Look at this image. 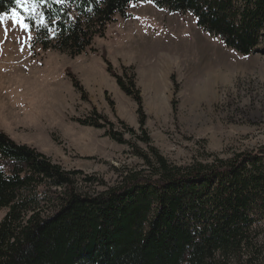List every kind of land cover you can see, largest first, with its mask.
<instances>
[{
	"label": "trees",
	"instance_id": "trees-1",
	"mask_svg": "<svg viewBox=\"0 0 264 264\" xmlns=\"http://www.w3.org/2000/svg\"><path fill=\"white\" fill-rule=\"evenodd\" d=\"M151 2L161 10L192 15L198 26L243 56L264 53V0H24L38 7L28 15L16 0H0V14L22 15L34 46L76 58L105 37L118 17ZM107 71L138 106L140 132L93 110L73 120L105 131L144 161L138 170L114 167L107 184L83 170H67L37 148L21 145L0 129V264H264V147L186 166L171 163L145 129L147 115L135 81L125 69ZM67 75L83 99L77 77ZM129 80V85L125 82Z\"/></svg>",
	"mask_w": 264,
	"mask_h": 264
},
{
	"label": "rangeland",
	"instance_id": "rangeland-1",
	"mask_svg": "<svg viewBox=\"0 0 264 264\" xmlns=\"http://www.w3.org/2000/svg\"><path fill=\"white\" fill-rule=\"evenodd\" d=\"M22 8L38 15L35 5ZM130 14L95 39L96 53L76 58L34 46L31 26L20 14L27 29L11 18L0 22V129L24 139L22 145L34 144L67 170H83L109 185L119 180L114 167L146 168L104 130L73 121L96 109L126 140L148 152L119 123L140 132L138 106L120 88L115 92L118 85L107 71L105 54L115 73L123 76L126 69L135 76L147 134L171 163L186 166L210 154L227 158L264 147V53L243 56L204 32L192 15L161 10L151 2L133 5ZM67 71L77 77L88 101ZM47 86L67 88L66 99L56 95L58 106L49 103ZM7 213L0 210V223Z\"/></svg>",
	"mask_w": 264,
	"mask_h": 264
},
{
	"label": "crops",
	"instance_id": "crops-1",
	"mask_svg": "<svg viewBox=\"0 0 264 264\" xmlns=\"http://www.w3.org/2000/svg\"><path fill=\"white\" fill-rule=\"evenodd\" d=\"M112 82L114 83V81L117 83V81L113 78L111 79ZM118 85V84H117ZM49 89V93H48V100H49V103H52L54 104L55 106H58L59 104V101H57L56 99V95H59L60 99H66V91H68L67 88H63V86H47ZM115 88V92L119 91L118 88H120L119 86H114ZM103 92V90H102ZM65 117V116H64ZM67 119V118H65ZM2 129V128H1ZM12 140H14L16 143L18 144H23L21 140H24L20 137V139H18V137H16L15 135L9 133V132H6L4 129H2ZM49 132H52V131H49ZM26 144V143H25ZM28 146H32V147H35V145L33 144H26ZM36 148V147H35ZM38 149V148H37Z\"/></svg>",
	"mask_w": 264,
	"mask_h": 264
},
{
	"label": "snow or ice",
	"instance_id": "snow-or-ice-1",
	"mask_svg": "<svg viewBox=\"0 0 264 264\" xmlns=\"http://www.w3.org/2000/svg\"><path fill=\"white\" fill-rule=\"evenodd\" d=\"M16 4L23 7L24 6V0H16ZM8 18H11L17 24H20L24 29L28 28V25L23 23L22 17L19 16V13L16 11L15 8L11 9V16L10 17H9L8 13L0 14V22H4Z\"/></svg>",
	"mask_w": 264,
	"mask_h": 264
},
{
	"label": "bare ground",
	"instance_id": "bare-ground-1",
	"mask_svg": "<svg viewBox=\"0 0 264 264\" xmlns=\"http://www.w3.org/2000/svg\"><path fill=\"white\" fill-rule=\"evenodd\" d=\"M212 66V65H211Z\"/></svg>",
	"mask_w": 264,
	"mask_h": 264
}]
</instances>
